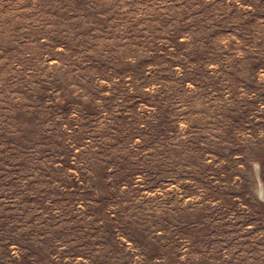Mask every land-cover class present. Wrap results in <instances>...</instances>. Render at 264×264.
<instances>
[{
	"label": "rangeland",
	"instance_id": "obj_1",
	"mask_svg": "<svg viewBox=\"0 0 264 264\" xmlns=\"http://www.w3.org/2000/svg\"><path fill=\"white\" fill-rule=\"evenodd\" d=\"M0 264H264V0H0Z\"/></svg>",
	"mask_w": 264,
	"mask_h": 264
}]
</instances>
